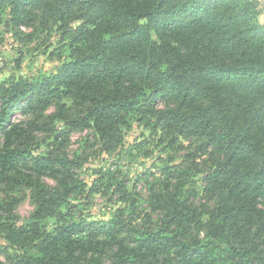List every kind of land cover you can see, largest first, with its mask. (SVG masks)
<instances>
[{
  "label": "trees",
  "instance_id": "obj_1",
  "mask_svg": "<svg viewBox=\"0 0 264 264\" xmlns=\"http://www.w3.org/2000/svg\"><path fill=\"white\" fill-rule=\"evenodd\" d=\"M259 7L257 0H0V24L14 35L37 23L57 36L58 56L67 52L51 74L0 83V191L20 181L34 204L24 223L13 215L0 221L7 264H264ZM17 108L25 118L12 121ZM134 121L168 150L182 138L198 140L213 160L202 179L213 205L195 204L188 172L166 162L149 186L156 220L133 223L135 199L117 174L99 171L88 188L75 177L81 162L64 151L72 132L93 129L109 152ZM39 132L58 152H35ZM132 148L143 152L142 143ZM113 185L127 205L107 220L78 218L73 193Z\"/></svg>",
  "mask_w": 264,
  "mask_h": 264
},
{
  "label": "rangeland",
  "instance_id": "obj_2",
  "mask_svg": "<svg viewBox=\"0 0 264 264\" xmlns=\"http://www.w3.org/2000/svg\"><path fill=\"white\" fill-rule=\"evenodd\" d=\"M257 1L260 12H264V0ZM4 21L0 24V83L10 76L51 74L66 59L67 52L57 55V36L53 32L34 23L30 26L22 25L20 33L14 35ZM47 110L51 112L53 107ZM23 118L25 117L21 114L20 108L15 109L11 116L12 121ZM36 137L39 141L35 148L36 153L58 152L51 144L53 138L50 135L39 132ZM180 140L182 144L178 148L168 150L158 137L154 138L149 134V130L134 121L128 130H122V142L109 152L104 150L102 142L91 128L72 132L65 143L64 151L69 158L80 160V165L74 164L76 169L73 171L75 177L83 181L87 188L92 186L99 171L117 174V183L125 187L127 193L133 195L135 199L136 211L133 216L136 218L133 219V223L149 225L150 221H155L157 218L150 207L149 186L151 183H156V176H159L157 167L166 162L188 172L187 189L193 193L195 204L213 205L210 194L203 191L202 181L204 173H207L213 165L211 156L197 149L198 140L192 141L189 138ZM1 142L2 136H0ZM136 143H142L143 152L133 150L132 146ZM193 153L195 157L190 156ZM44 179L50 184L55 183L48 176ZM114 187L113 185L110 191L103 187L100 192H93L84 197L73 193L71 197L75 199L72 202L77 203L81 209L77 213L78 218L107 220L116 207L127 205L120 199L119 192L112 194ZM33 207L30 189L20 181L5 185L1 189L0 221L13 215L18 218L19 223H24L28 220ZM54 225L55 219L50 217L48 226ZM6 245L4 235L0 233V247ZM0 262L8 263L2 254H0Z\"/></svg>",
  "mask_w": 264,
  "mask_h": 264
},
{
  "label": "crops",
  "instance_id": "obj_3",
  "mask_svg": "<svg viewBox=\"0 0 264 264\" xmlns=\"http://www.w3.org/2000/svg\"><path fill=\"white\" fill-rule=\"evenodd\" d=\"M260 18H261V22L264 23V12L261 13ZM262 18H263V20H262Z\"/></svg>",
  "mask_w": 264,
  "mask_h": 264
}]
</instances>
